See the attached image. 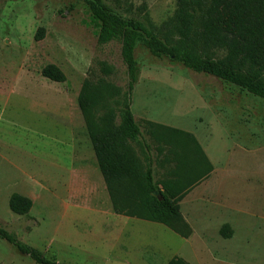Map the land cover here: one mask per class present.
<instances>
[{
	"label": "rangeland",
	"instance_id": "374dc122",
	"mask_svg": "<svg viewBox=\"0 0 264 264\" xmlns=\"http://www.w3.org/2000/svg\"><path fill=\"white\" fill-rule=\"evenodd\" d=\"M103 2L154 25L174 10L173 0ZM98 31L84 0H0V227L56 264H264V100L237 87L135 51L130 108L142 132L146 122L187 131L213 167L181 204L189 238L114 215L94 173L73 174L74 138L87 141L77 106L83 80L100 75L103 61L113 68L109 83L124 92L128 82L119 44L98 46ZM49 64L64 83L41 76ZM13 193L31 199L28 214L10 211ZM0 264L35 263L0 240Z\"/></svg>",
	"mask_w": 264,
	"mask_h": 264
},
{
	"label": "trees",
	"instance_id": "16d2710c",
	"mask_svg": "<svg viewBox=\"0 0 264 264\" xmlns=\"http://www.w3.org/2000/svg\"><path fill=\"white\" fill-rule=\"evenodd\" d=\"M173 1V13L154 25L122 16L103 0H84L85 8L99 23L98 46L119 44L128 82L121 92L106 80L113 68L98 61L100 75L87 74L77 106L113 212L160 224L187 239L192 230L179 203L213 167L191 133L153 122H146L142 132L130 108L139 73L135 51L140 47L157 59L170 58L194 73L264 100V0ZM42 37L43 29H39L35 39ZM41 76L59 84L66 81L53 64L44 66ZM115 97H120L118 109L110 106ZM154 192H159L160 200L152 196ZM8 207L23 216L32 208V201L13 193ZM219 234L230 238L229 225L224 224ZM0 240L35 264H56L2 227ZM165 264L188 263L172 257Z\"/></svg>",
	"mask_w": 264,
	"mask_h": 264
},
{
	"label": "crops",
	"instance_id": "0c3cea01",
	"mask_svg": "<svg viewBox=\"0 0 264 264\" xmlns=\"http://www.w3.org/2000/svg\"><path fill=\"white\" fill-rule=\"evenodd\" d=\"M163 125H164V124H163ZM166 126H168V125H166ZM169 127H171V126H169ZM173 128H175V127L173 126ZM175 129H177V128H175ZM182 131H184V130H182ZM185 132H187V131H185ZM188 133H189V132H188ZM83 144H84V146H82V144L79 143V139L74 138V143H73V148H74V152H73V153H75V155H74V157H75L74 160H78V161H76L75 164L72 165L73 174L75 173L74 175H77V174L86 173V175H87L88 171L91 170V171L94 173L95 178H96V180L98 181V183L101 184V186H103L104 190L106 191V188H105V185H104V183H103L102 177H99V175H98V173H97V171L99 172V170H98V168H97L96 159H95V156H94V153H93V150H92V148H91V144H90L88 138H87V141H85V143L83 142ZM83 149H85L87 152H89V154H90V156H91V162L88 163V161H86L85 156H84V151H83ZM203 151H204V150H203ZM204 153H205V151H204ZM205 155H206V153H205ZM206 156H207V155H206ZM76 158H78V159H76ZM207 158H208V156H207ZM208 160H209V159H208ZM99 174H100V172H99ZM100 176H101V174H100ZM197 186H198V185H197ZM194 188H195V187H194ZM194 188H193V189H194ZM193 189H192V190H193ZM192 190H191V191H192ZM191 191H190V192H191ZM190 192H189V193H188V194H187V195L181 200V202L179 203V205H180V211H181V204H182V202H183L187 197L191 196ZM106 195H107V192H106ZM107 200H108L109 207H110L111 210H112L111 203H110V201H109V197H108V195H107ZM112 213H113L114 215H116V214L113 212V210H112ZM116 216H120V215H116ZM122 217H124V216H122Z\"/></svg>",
	"mask_w": 264,
	"mask_h": 264
},
{
	"label": "water",
	"instance_id": "95a60500",
	"mask_svg": "<svg viewBox=\"0 0 264 264\" xmlns=\"http://www.w3.org/2000/svg\"><path fill=\"white\" fill-rule=\"evenodd\" d=\"M152 196L160 200L159 192L152 193Z\"/></svg>",
	"mask_w": 264,
	"mask_h": 264
}]
</instances>
